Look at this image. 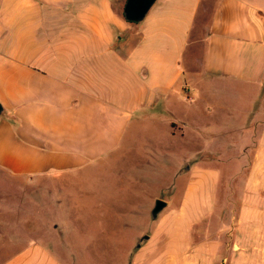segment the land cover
Returning <instances> with one entry per match:
<instances>
[{
	"label": "crops",
	"instance_id": "0c3cea01",
	"mask_svg": "<svg viewBox=\"0 0 264 264\" xmlns=\"http://www.w3.org/2000/svg\"><path fill=\"white\" fill-rule=\"evenodd\" d=\"M127 1L0 0V170L81 169L118 150L139 113H167L172 136L190 123L210 145L237 113L214 96L264 91V0H155L139 23ZM249 111L245 178L197 159L181 195L173 182L155 196L149 216L167 205L121 264H264V107ZM1 264L64 263L31 245Z\"/></svg>",
	"mask_w": 264,
	"mask_h": 264
},
{
	"label": "rangeland",
	"instance_id": "374dc122",
	"mask_svg": "<svg viewBox=\"0 0 264 264\" xmlns=\"http://www.w3.org/2000/svg\"><path fill=\"white\" fill-rule=\"evenodd\" d=\"M191 95L193 100L183 106L181 115L193 124L194 114H184L187 106L197 102V95ZM240 97L242 102L234 93L214 96L217 101L233 103L237 113L226 120L232 128L226 136L215 137L213 145L190 123L184 137L170 135L167 113L148 121L139 113L118 150L81 169L33 177L0 170V264L31 245L40 246L64 264L130 260L136 237L156 224L152 214L148 215L155 196H166L173 182L181 195L191 169L203 166L197 159L213 162L208 168L223 170L224 180L245 178L241 167L251 160L253 142L258 139L249 137L252 129L248 127L255 128L259 117L248 110L264 107V91L249 89ZM222 114L228 118L226 112ZM244 139L249 142L246 153L240 145ZM210 150L217 152H204Z\"/></svg>",
	"mask_w": 264,
	"mask_h": 264
},
{
	"label": "water",
	"instance_id": "95a60500",
	"mask_svg": "<svg viewBox=\"0 0 264 264\" xmlns=\"http://www.w3.org/2000/svg\"><path fill=\"white\" fill-rule=\"evenodd\" d=\"M155 0H128L125 6V16L128 20L138 22L144 19L150 7ZM1 110V106H0ZM167 202L163 199L156 201L155 207L152 210L154 217L166 207Z\"/></svg>",
	"mask_w": 264,
	"mask_h": 264
}]
</instances>
